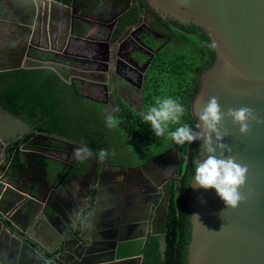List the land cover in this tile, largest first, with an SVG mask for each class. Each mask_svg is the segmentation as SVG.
Returning <instances> with one entry per match:
<instances>
[{"label": "water", "instance_id": "water-1", "mask_svg": "<svg viewBox=\"0 0 264 264\" xmlns=\"http://www.w3.org/2000/svg\"><path fill=\"white\" fill-rule=\"evenodd\" d=\"M10 1L17 3L14 7L26 1L38 12L41 2L45 7L57 5L5 0L10 9L14 8ZM148 1L180 24L201 28L217 45L214 62L200 74L191 104L194 118L215 96L222 111L250 107L264 121V0ZM0 40L4 42L3 35ZM21 68L1 67L0 72ZM0 110L23 123L2 106ZM250 128L248 135L241 136L230 119L222 121V131L228 133L223 142L231 148L225 157L234 156L237 163L248 167L246 184L240 189L245 199L237 209H227L215 190L190 185L188 264H264V123L250 122ZM39 139L61 140L47 134H39ZM201 144L198 141L197 158L203 161ZM173 148L129 172L144 170ZM175 159L177 164V148ZM27 162L10 154L0 159V264H23L29 255L39 258L40 264H142L148 236L162 237L164 251L175 169L164 178L146 173V180H135L134 190L125 193L124 187L113 192L104 188L94 168L83 181L91 184L95 180L93 196L91 188L79 187L78 175L71 173L57 182L54 167L27 166Z\"/></svg>", "mask_w": 264, "mask_h": 264}, {"label": "flooded vegetation", "instance_id": "flooded-vegetation-1", "mask_svg": "<svg viewBox=\"0 0 264 264\" xmlns=\"http://www.w3.org/2000/svg\"><path fill=\"white\" fill-rule=\"evenodd\" d=\"M42 1L57 5L45 7L41 2V11L38 12L26 1L19 7H14L17 3L10 1L14 7L10 9L5 0H0V35L5 39L4 42L0 40V68L19 65L20 70L47 72V82L62 81L68 91L80 99L76 108L83 110L92 104L94 108L88 113L96 120L108 115L119 121L142 117L141 113L146 109V83L153 61L159 53L166 52L165 47L170 42L178 41V35L194 37L175 24L169 15L152 8L148 0ZM22 22L26 26H20ZM83 112H78L80 117L74 112L75 120H83ZM23 125L26 127L24 131L9 141L0 135V159L3 154L18 155L25 162L29 161L27 166L39 163L54 167L57 182L74 173L78 175L79 187L91 188L93 196L95 180L91 184L83 181L88 171L95 168L109 192L120 187H124L125 193L130 192V180L117 182L122 176H131L130 172L119 170L124 168L113 169L117 166L109 164L107 159L101 162L95 155L82 161L74 156L75 149L83 145L96 153L92 145L85 142V134L92 125L87 131L84 127L74 130L73 134L84 136L74 138L48 133L35 123L25 122ZM94 131L90 134L95 135ZM116 131L124 133L121 123ZM39 134L61 140L39 139ZM31 140L33 143L28 145ZM103 142L98 141L96 147L103 149ZM175 164L173 148L167 155L150 161L142 171L153 178L156 173L168 177L174 169L177 175ZM137 180L143 181L146 177L141 175Z\"/></svg>", "mask_w": 264, "mask_h": 264}, {"label": "trees", "instance_id": "trees-1", "mask_svg": "<svg viewBox=\"0 0 264 264\" xmlns=\"http://www.w3.org/2000/svg\"><path fill=\"white\" fill-rule=\"evenodd\" d=\"M173 22L184 31L192 33L194 38L198 36L200 39H196V43L182 35L178 41L187 45L186 53L170 55L166 51L157 55L146 83V108L153 105L157 98H178L186 109L182 121L195 130L197 119L192 114L191 104L199 89L200 74L215 60V50L209 49L211 41L201 28L193 24L184 26L176 20ZM47 74L26 70L0 73V106L21 117L24 122L35 123L39 129L48 133L65 138L79 136L73 134L74 130L85 127L87 131L90 125L84 126L82 119L75 120L66 116L58 84L47 82ZM120 123L124 133L137 141L140 149H146L158 139L150 126L143 123L142 117L124 118ZM174 127L172 126L173 130ZM85 137V142L91 144L98 153L100 148L96 147L98 141L94 139L95 136L86 133ZM166 140L163 152L172 146L177 148L178 163L177 175L170 190L167 234L163 237L165 248L162 251V237L148 236L142 264H188V246L192 231L190 182L195 172L193 162L197 158L198 141L181 146Z\"/></svg>", "mask_w": 264, "mask_h": 264}, {"label": "clouds", "instance_id": "clouds-1", "mask_svg": "<svg viewBox=\"0 0 264 264\" xmlns=\"http://www.w3.org/2000/svg\"><path fill=\"white\" fill-rule=\"evenodd\" d=\"M185 2L186 0H178L179 4ZM208 47L214 50L217 45L212 42ZM185 112L186 109L178 98L164 97L157 98L153 105L141 113V116L143 123L150 126L152 133L158 139L165 138L181 146L202 141L201 149L206 158L203 161L199 158L194 160L195 173L191 177L190 185L195 189L215 190L227 209H237L245 199L240 189L246 184L248 167L237 163L234 156L225 157L224 154L230 153L231 148L223 142L228 133L222 131V121L230 119L232 124L238 127L241 136H246L251 131L250 122L259 125L264 121L259 119L250 107L238 109L229 107L226 111H222L215 96L210 97L196 113L199 123L195 126V130L182 121ZM105 119L109 129L116 128L120 123L113 115H108ZM172 126H175L174 130ZM94 155L103 162L108 158L109 152L107 149H101L94 154L87 145L75 149L74 152L76 159L81 161Z\"/></svg>", "mask_w": 264, "mask_h": 264}, {"label": "rangeland", "instance_id": "rangeland-1", "mask_svg": "<svg viewBox=\"0 0 264 264\" xmlns=\"http://www.w3.org/2000/svg\"><path fill=\"white\" fill-rule=\"evenodd\" d=\"M180 37L181 35H178V40ZM190 39L191 41L197 43V41H195L196 38L191 37ZM187 49L188 47L186 44L180 41L175 42V40L170 42L165 47V51L169 52L170 55L186 53ZM57 84L60 92L62 93L60 99L64 107V113H66V116L69 118L75 119L76 116L74 112H77V117H80L78 112L84 111L82 123L84 126L94 125L91 126V130H88V133L94 131L92 128H97V130L94 131L95 135L93 134V136H95L94 139L97 141H104L102 147L103 149H107L109 152V156L107 158L109 164L120 168H130L134 165L143 163L148 158L157 157L166 152H163L167 141L165 138H159L156 140L155 144L151 142L152 144H150L146 149H140L141 147L137 141L130 139L127 135L120 131H116V128L105 129V126H107L106 119L96 120V118H90L88 111H91L92 108H94V106H91L92 104L89 103L84 108L85 110L76 108L75 106L80 104V99L77 100L76 97L68 91V86L64 85L62 81H58Z\"/></svg>", "mask_w": 264, "mask_h": 264}, {"label": "crops", "instance_id": "crops-1", "mask_svg": "<svg viewBox=\"0 0 264 264\" xmlns=\"http://www.w3.org/2000/svg\"><path fill=\"white\" fill-rule=\"evenodd\" d=\"M1 57L2 56H0V59H1ZM6 72H10V71H6ZM0 73H3V72H0ZM22 122L25 123L24 121H22ZM25 128L26 127L22 123H20V122L14 120V119L8 117L7 115H5L4 112H2V110H0V135L3 138H5V139H7L9 141L10 139L15 138V136H16L17 133H22ZM138 165H134L133 167L124 168V169H119L120 167L113 168V169H119L121 171L123 170L124 172H126V171L129 172L131 168H135ZM130 173H131V176H122L121 179H119L117 182L120 181L122 183L123 182L125 183V181L130 180L129 183L131 185L130 186L131 187L130 188V191H131V189L134 190V187H133L134 184H133V182L135 180L139 179L141 177V175L143 177H146V173L144 171H142V170H139V172H130ZM160 177L164 178L163 175H160L158 178H160ZM131 197L129 199V202L133 201V200H131ZM136 199L139 200V197L137 196ZM136 199H134V201ZM29 256L30 257H26L25 258L23 264H40L39 258H37L36 256H33V255H29Z\"/></svg>", "mask_w": 264, "mask_h": 264}]
</instances>
